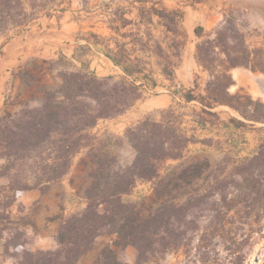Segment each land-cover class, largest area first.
<instances>
[{
    "label": "trees",
    "instance_id": "16d2710c",
    "mask_svg": "<svg viewBox=\"0 0 264 264\" xmlns=\"http://www.w3.org/2000/svg\"><path fill=\"white\" fill-rule=\"evenodd\" d=\"M142 1H151L154 5L161 0ZM51 2L53 0H0V32L28 24ZM150 10L163 19L170 30L176 11L154 6ZM201 30L199 26L195 28L197 36H201ZM219 54L224 55L219 65L205 64L211 55L215 62ZM195 58L210 71L211 78L204 93L195 94L194 83L193 88L183 94L187 102L196 101L201 111L210 114L213 107L227 105L251 124L264 123V102L228 91L233 84L228 73L231 68L245 66L264 72V51L250 49L230 18L215 30L212 39L197 43ZM40 70L24 71L28 100L18 111L0 115V157L5 160L0 176L9 178L12 192L9 201L20 191L45 190L50 183L59 181L68 173L72 157L85 146L89 148L81 162L90 169V183L85 190V208L60 223L55 249L31 251L23 246L8 255L16 264H77L100 235L108 234L112 236L111 242L102 247L92 264H129L121 261L117 253V248L124 249L128 245L137 249L133 264H147L152 258L157 262L170 248L179 245L184 236L181 215L192 208L190 203L164 199L154 210L143 214L136 203L125 202L122 196L138 181L164 179L159 173L161 164L168 159L181 158L190 138L173 123L155 121L147 116L126 128L124 134L135 156L130 163L122 164L101 147H90L93 136L88 130L99 119L114 117L129 108L140 96L138 86L113 76L99 77L86 70L65 69L57 73L61 81L57 88L49 89L45 85L34 88L30 82H40L41 75L36 74ZM31 100L36 102L35 106H30ZM237 124L244 125V122L240 120ZM28 161V167H35L40 174L12 172ZM201 172L199 165L191 164L170 177L168 184L178 188L182 183H190ZM234 176L242 191L236 187L237 193L230 198L227 193L221 194L227 210L245 202L253 209L260 207L264 211V141L253 156L242 160L241 169ZM168 184L158 189V182L155 183L156 200L163 197Z\"/></svg>",
    "mask_w": 264,
    "mask_h": 264
},
{
    "label": "rangeland",
    "instance_id": "374dc122",
    "mask_svg": "<svg viewBox=\"0 0 264 264\" xmlns=\"http://www.w3.org/2000/svg\"><path fill=\"white\" fill-rule=\"evenodd\" d=\"M65 1L53 0L45 9L37 12L33 19L53 14ZM77 1L91 14L106 18L108 21L118 15L122 17L121 13L126 10H131L133 13L139 12V8L142 6L138 0H73V2ZM146 2L148 3L145 6L151 5V1ZM200 2L206 5L210 4L213 9V0H200L199 2L166 0L165 6L158 5L157 7L168 11H176L175 18L170 23L171 33L167 42L168 48L164 47V51H162L161 45H159L157 38L161 35L158 34L157 18L154 17L153 26L149 25V28H152V41L145 46L148 35L145 34L144 27L142 38H140V34L136 38L135 36L130 38L132 42L128 46V53L123 46L120 47L121 58L126 61L125 56L129 55L130 64L140 70L139 75L143 78L147 74H151L154 76L152 78L157 80L156 74L161 69L157 66L159 63H163L164 73L169 76L173 68L181 64L185 57L186 43L190 40L191 30H194L193 45L194 55H196L197 43L212 39L215 30L229 18L240 29L250 49L264 51V0L222 2L215 9L214 24L200 25L195 20L186 21L185 7L194 9ZM125 15L131 16L126 12ZM24 26L12 27L8 30ZM198 26L202 29L201 36H197L195 33V28ZM134 38H138V40L135 41ZM93 39L96 40L94 37ZM121 40V37L112 35V38H108L107 41L116 47L121 45ZM103 43L105 41H102ZM122 49L124 50L122 51ZM223 59L224 55L219 54L216 56V61L213 62V55H211L205 64L213 67V64L219 65ZM62 65H66L65 60L59 61L58 64L34 60L24 69L43 68L49 70L51 67ZM228 73L233 80V84L228 88L229 93L240 92L245 97L250 96L253 100L264 102V72L252 71L245 66H236L231 68ZM36 74L39 73L36 72ZM21 78L27 86L25 82L27 77L24 72L21 74ZM210 78V71L200 64L197 65V71L194 72L193 79L187 85L177 86L168 83L166 89L171 96L168 103L162 104L157 101L152 104L153 106L150 104L146 113L139 119L149 116L155 121L163 120L173 123L185 136L190 138L181 158L168 159L161 164L159 173L164 179L138 181L130 192L122 196L125 202L136 203L143 214L154 210L164 199L179 204L189 205L190 203L192 207L189 211H185L184 215H181L183 222L181 229L184 230V236L179 245L170 248L157 262L152 258L147 264H264V211L260 207L253 209V206H249V203L245 202H240L237 208L228 211L226 203L221 198L222 193L229 194L227 198L237 193L236 187L240 192L242 191L237 185L238 180L234 174L241 169L242 160L253 156L259 144L264 141V123L254 122L251 124L252 122L245 119L240 112L227 105L213 107L211 110L213 113L210 114L201 111V107L196 101L187 102L185 100L183 94L193 88L194 83L196 84L194 93H204ZM30 83L34 88L41 85V82L35 80H31ZM51 83L53 88H57L61 81L58 78ZM133 84L138 86L139 99H145L147 95L163 94L161 87L154 88L155 86H152L149 89V85H152L149 82L143 85ZM31 101L30 106H35L36 102ZM169 107H172L171 111L167 112ZM125 111L111 118L99 119L96 125L88 130L89 135L93 136L90 147L94 145L101 147L102 150L115 155L118 162L122 164L130 163L135 156V150L124 134L126 128L134 124V121L131 122L132 124H128L122 132L109 129V122ZM240 120L244 122V125L238 126L237 122ZM88 148L89 146L83 147L72 157L69 171L65 176L75 187L73 197L75 209L72 213L80 212L86 206L85 190L90 183V169L84 166L81 161L85 159ZM28 163L30 161L12 172H18L21 175L40 174L41 171L35 167L29 168ZM191 164L201 167L200 176L194 178L190 183H182L178 188L168 184L170 177H174L181 169ZM4 165L5 160L0 157V173L3 171ZM216 179L220 182L217 183ZM157 182L158 189H161V185L168 184L163 197L158 200L155 199L154 193ZM61 204L63 207L62 201ZM13 232V236L7 241L8 251L5 252L7 255L13 252L8 245L15 246L26 241V237L19 229ZM111 238L112 236L108 234L100 235L78 264H92L102 247L111 242ZM117 253L121 261L129 264H133L137 257V249L133 245H128L124 249L117 248Z\"/></svg>",
    "mask_w": 264,
    "mask_h": 264
},
{
    "label": "crops",
    "instance_id": "0c3cea01",
    "mask_svg": "<svg viewBox=\"0 0 264 264\" xmlns=\"http://www.w3.org/2000/svg\"><path fill=\"white\" fill-rule=\"evenodd\" d=\"M165 1L161 0L154 5L151 2L150 6H145L148 2L138 0L142 5L139 12L126 10L121 13L122 17L118 15L108 21L82 8L79 1L66 0L53 14L35 18L22 28L0 32V115L6 111H18L27 101L28 89L23 83L21 74L34 60L50 61L54 64H58L61 60L66 61V65L40 70L41 85L49 89L53 88L51 82L59 78L58 71L65 69L86 70L100 77L113 76L115 79L135 84L143 85L149 82L152 84L149 85V89L152 86L163 88L161 91L163 94L147 95L145 99L138 98L139 100L137 99L138 101L125 113L113 118L109 122V129L112 131L122 132L128 124L137 122L146 113L150 104L157 101L162 104L168 103L171 99L170 92L166 89L168 83L177 86L187 85L197 71L199 64L194 55V30L190 31V40L186 43L187 50L181 64L176 65L168 76L164 73L163 63H159L157 66L161 69L156 74L157 80L152 78L154 76L151 74H147L145 78L140 76V70L130 64L128 60L130 56L126 55L124 61L119 50L123 46L128 53V46L132 42L130 38L132 36L136 38L139 34L142 38L144 27L145 34L148 35L145 46L150 43L153 34L149 25L153 26L154 17L157 18L158 34L161 35L157 38L159 45L162 51L164 47L168 48L167 42L171 30L150 10L151 6L162 9L157 6H165ZM226 1L229 0H213V9L210 4L206 5L202 2L194 9L185 7V20L189 22L195 20L200 25L214 24L215 9ZM125 12L131 16H126ZM112 35L122 38L120 46L113 47L108 43L107 40L112 38ZM137 40L138 38L135 39ZM102 41L105 43L102 44ZM155 98L157 100H154ZM65 176L59 181L50 183L45 190L20 191L12 201H9L12 195L9 190V178L0 176V264H16L15 259L5 253V248L7 241L14 234L13 231L18 229L26 237V241L15 246L8 245L10 250H18L23 246L31 251L57 247V229L75 209L73 203L75 187Z\"/></svg>",
    "mask_w": 264,
    "mask_h": 264
}]
</instances>
